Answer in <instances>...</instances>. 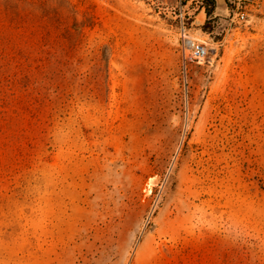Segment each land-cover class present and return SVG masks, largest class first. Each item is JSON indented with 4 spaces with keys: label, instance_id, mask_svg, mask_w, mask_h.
<instances>
[{
    "label": "rangeland",
    "instance_id": "1",
    "mask_svg": "<svg viewBox=\"0 0 264 264\" xmlns=\"http://www.w3.org/2000/svg\"><path fill=\"white\" fill-rule=\"evenodd\" d=\"M232 1L0 0V264H264V0Z\"/></svg>",
    "mask_w": 264,
    "mask_h": 264
},
{
    "label": "built area",
    "instance_id": "2",
    "mask_svg": "<svg viewBox=\"0 0 264 264\" xmlns=\"http://www.w3.org/2000/svg\"><path fill=\"white\" fill-rule=\"evenodd\" d=\"M260 0H233V4L236 8V14L235 18H237L238 21L245 22L248 19L250 7H254L255 5H258ZM189 45V54L187 56V60L189 62H197L201 63L206 59L208 56V47L207 45L202 42L195 39H188Z\"/></svg>",
    "mask_w": 264,
    "mask_h": 264
},
{
    "label": "trees",
    "instance_id": "3",
    "mask_svg": "<svg viewBox=\"0 0 264 264\" xmlns=\"http://www.w3.org/2000/svg\"><path fill=\"white\" fill-rule=\"evenodd\" d=\"M200 4V10L206 15L205 27H209L216 20L217 0H196Z\"/></svg>",
    "mask_w": 264,
    "mask_h": 264
},
{
    "label": "bare ground",
    "instance_id": "4",
    "mask_svg": "<svg viewBox=\"0 0 264 264\" xmlns=\"http://www.w3.org/2000/svg\"><path fill=\"white\" fill-rule=\"evenodd\" d=\"M189 45H190V42H189ZM151 130V129H150ZM152 131V130H151ZM146 132V131H145ZM148 132H150L149 130H148Z\"/></svg>",
    "mask_w": 264,
    "mask_h": 264
},
{
    "label": "crops",
    "instance_id": "5",
    "mask_svg": "<svg viewBox=\"0 0 264 264\" xmlns=\"http://www.w3.org/2000/svg\"><path fill=\"white\" fill-rule=\"evenodd\" d=\"M203 12V11H202ZM204 13V12H203Z\"/></svg>",
    "mask_w": 264,
    "mask_h": 264
}]
</instances>
